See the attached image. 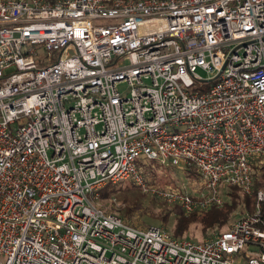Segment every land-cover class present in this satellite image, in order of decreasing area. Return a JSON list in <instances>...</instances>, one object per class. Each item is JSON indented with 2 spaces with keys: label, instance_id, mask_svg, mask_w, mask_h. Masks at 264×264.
I'll return each instance as SVG.
<instances>
[{
  "label": "built area",
  "instance_id": "2783aa9c",
  "mask_svg": "<svg viewBox=\"0 0 264 264\" xmlns=\"http://www.w3.org/2000/svg\"><path fill=\"white\" fill-rule=\"evenodd\" d=\"M151 161L195 168L197 198L158 193L186 214L252 194L264 0H0V264H264L262 190L202 241L98 206L108 184L157 190Z\"/></svg>",
  "mask_w": 264,
  "mask_h": 264
},
{
  "label": "rangeland",
  "instance_id": "374dc122",
  "mask_svg": "<svg viewBox=\"0 0 264 264\" xmlns=\"http://www.w3.org/2000/svg\"><path fill=\"white\" fill-rule=\"evenodd\" d=\"M107 23L108 21H104L101 24L103 25ZM200 75L202 77H206L205 73L200 72ZM213 82L214 81L197 83L195 82L194 86L190 88L189 92L193 93L196 91H205L210 87V85L213 84ZM181 129L182 128L178 129V131H180ZM139 171L142 174L146 184L152 185L151 187L157 190H148L147 188L142 190L140 187L134 184L137 187L136 188L135 186H133L131 180L128 179L116 184V188L121 190L117 191V193L112 196V200L110 202H104L102 199H99L97 201V204L103 210H105L106 207L112 209L115 215H118L120 217L123 208L127 207V204L122 201V197L124 196L137 204L136 206H134L135 208L133 210L131 209V215L128 220H126V222H128L132 226L134 225L135 227L140 228L147 227L148 224L157 225L166 231L167 228L165 226L157 221L154 222L151 219L150 210L152 209L153 212L160 209L164 211L171 210L172 213H178L182 209H180L177 204H170L165 202L164 199L158 195V193H160L161 189H167L168 187L176 188L184 185L186 189L197 198L200 190L202 189L199 175L196 172L195 168L187 171L183 165H179L177 167L165 166L160 165L157 161H151L147 164L140 165ZM262 174L264 175V169L262 170ZM262 178L264 181V176ZM228 187L231 186H227L224 188L219 187V195L221 196L222 203L227 200L225 192H227ZM194 190H196L198 193L194 192ZM193 192L197 194H194ZM202 192H205V194L208 195L210 194V191L205 188H203ZM102 205H104V208L102 207ZM106 211L108 213H112L111 211L107 210V208ZM241 215L242 214L238 212H234L232 215L234 217L232 222L238 219ZM191 234L194 240L198 241L199 239H201L200 234L197 232V230H192Z\"/></svg>",
  "mask_w": 264,
  "mask_h": 264
},
{
  "label": "trees",
  "instance_id": "16d2710c",
  "mask_svg": "<svg viewBox=\"0 0 264 264\" xmlns=\"http://www.w3.org/2000/svg\"><path fill=\"white\" fill-rule=\"evenodd\" d=\"M187 171L192 170L191 167L185 168ZM264 169V164L260 167H255L253 169V192L251 195L245 194L242 190L237 187H228L226 194V199L220 207H211L205 212L202 213H189L186 214L182 210L178 213H172L171 210H150L151 219L154 222H159L167 229L166 231L172 236L179 239H190L194 240L191 236L192 230H197L200 234L198 241H202L210 237L213 233H220L225 231L229 224L233 221L234 217L232 216L234 212L240 214L252 213L255 209V195L256 191L262 190L264 192V181L262 170ZM133 186H135L133 184ZM117 185L108 184L100 190L99 199H102L104 202H110L112 196L120 191L121 189L116 188ZM136 187V186H135ZM137 188V187H136ZM192 198L196 197L192 195ZM122 201L127 204V207L123 208L121 218L126 221L131 215V209L133 210L137 204L133 201L122 197ZM104 208V205H102ZM107 210L114 213V211L108 207ZM106 208L104 211H106ZM149 210V209H147ZM107 212V211H106ZM108 213V212H107ZM115 214V213H114ZM261 216H262V225L264 227V201L261 204ZM150 226V224H148ZM197 241V240H196Z\"/></svg>",
  "mask_w": 264,
  "mask_h": 264
}]
</instances>
